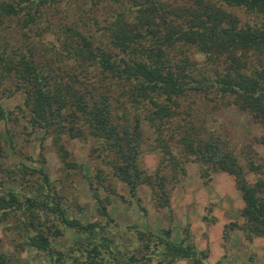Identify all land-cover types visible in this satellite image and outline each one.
<instances>
[{
	"label": "rangeland",
	"instance_id": "1",
	"mask_svg": "<svg viewBox=\"0 0 264 264\" xmlns=\"http://www.w3.org/2000/svg\"><path fill=\"white\" fill-rule=\"evenodd\" d=\"M128 2L47 0L35 11L34 20L27 24L24 23L26 7L16 14L0 13V43L14 59L22 53H32L45 70L49 68L57 76L67 79L69 72H75L82 78L84 70L75 65L74 57L62 51L64 41L75 45L74 36H70L65 27L80 30L93 45L106 46L109 44L107 21ZM228 9L242 22L263 21L243 8ZM166 51L172 62L186 56L194 75L213 77L214 65L206 62L204 54L193 46L175 43ZM85 74L91 76L86 88L93 95L100 90L114 97L118 95L120 101L116 102L114 110L119 112L124 108L130 122L132 115L138 114L141 142L136 164L144 174L153 176L158 170L166 176V200H162L153 182H140L135 195H131L127 184L113 173V166L118 162L115 153L85 129L71 135L65 129L47 128L30 121L24 93L15 86L18 78L13 74L4 80L5 89L0 99L5 111L0 118V193L13 189L19 195L44 197L47 186L41 183L39 170L46 172L50 188L57 192L58 201L69 216L103 225V231L111 238L110 249L104 254L105 264H128L124 261L126 256L141 254L145 243L151 248V257L136 264H158L162 244L181 238L196 249L206 251L205 264H264V235L248 234L243 227L240 215L243 202L233 175L201 164L193 157L183 159L176 134H171L175 121L189 109L192 118L207 132L219 133L225 138L230 150L244 165L247 180L252 182L257 175L264 177L263 120L233 103H225L226 97H216L215 91H209L206 96L189 92L179 100L177 115L156 127L144 117L149 107L147 101L137 104L131 101L125 93H120L122 85L105 77L95 65L87 66ZM7 88L11 90L8 95L5 94ZM160 138L167 141L180 161L174 169L164 160ZM247 158L256 164L257 172L246 168ZM172 172L175 178L171 177ZM95 194L105 205L107 215L98 212ZM44 224L57 229L49 233L51 246L67 252L75 231L58 223L52 213L45 214ZM139 230L144 232L140 237ZM28 234L32 232L21 225L19 211L9 212L6 217L0 214V244L8 256L6 264H46L45 254L37 245L29 243ZM67 264L78 263L68 261ZM169 264H191V259L177 257Z\"/></svg>",
	"mask_w": 264,
	"mask_h": 264
},
{
	"label": "trees",
	"instance_id": "2",
	"mask_svg": "<svg viewBox=\"0 0 264 264\" xmlns=\"http://www.w3.org/2000/svg\"><path fill=\"white\" fill-rule=\"evenodd\" d=\"M46 1L0 0V13L16 14L26 7L24 23L27 24L34 20L35 11ZM128 3L107 21L105 28L109 44L106 46L93 45L80 30L65 27L70 36H74L75 45L64 41L62 51L74 57L75 65L84 70L82 78L75 72H69L67 79L57 76L49 68L45 70L32 53H22L14 59L0 43V99L5 89L2 87L4 80L13 74L18 78L15 86L24 93L30 121L47 128L65 129L71 135L85 129L115 153L118 162L113 166V173L127 184L131 195H135L140 182H153L165 201L166 176L158 170L153 176L144 174L136 164L141 142L138 114L134 113L130 122L124 108L119 112L114 110V105L120 101L118 95L114 97L101 90L93 95L86 88L91 78L85 74L87 66L95 65L105 77L119 82L122 85L120 93H125L136 104L147 101L149 107L144 117L156 127L177 115L179 100L189 92L206 96L209 91H215L216 97H226L225 103L246 109L264 122V0H181L178 3L129 0ZM235 6L261 17L263 21H240L228 9ZM175 43L191 45L202 52L206 62L214 65L213 77L194 75L186 56L172 62L166 49ZM9 93L11 90L7 88L5 94ZM4 115L0 101V118ZM173 129L171 134H176L183 159L193 157L201 164L233 175L243 202L240 208L243 227L248 234L264 235V177L257 175L249 182L244 165L230 150L225 138L219 133L207 132L192 118L189 109L175 121ZM160 139L164 160L174 169L180 161L167 141ZM58 147L65 153L61 144ZM246 161L248 170L258 171L253 161L248 158ZM39 172L41 183L47 186L44 197L19 195L13 189H7L0 193L1 216L6 217L9 212L21 213V225L32 232L28 234V241L45 254L46 264H67L68 261L105 264L104 254L110 249L111 238L103 231V225L69 216L59 203L57 192L50 188L46 172L41 169ZM171 177L175 178L174 172ZM95 198L99 203L98 212L107 215L105 205L96 194ZM47 213H52L58 223L75 231L76 236L67 252L51 246L49 233L57 229L52 230L50 224H44ZM137 233L139 237L144 234L140 230ZM164 233L168 235V229ZM183 241L184 238L164 242L157 263L169 264L177 257H188L191 264H205L206 251ZM151 253L145 243L141 254L130 253L124 261L141 263L150 259ZM7 261L8 256L0 244V264Z\"/></svg>",
	"mask_w": 264,
	"mask_h": 264
}]
</instances>
